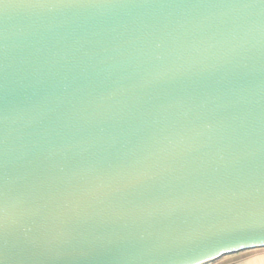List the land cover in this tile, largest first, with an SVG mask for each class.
<instances>
[{
  "label": "water",
  "instance_id": "water-1",
  "mask_svg": "<svg viewBox=\"0 0 264 264\" xmlns=\"http://www.w3.org/2000/svg\"><path fill=\"white\" fill-rule=\"evenodd\" d=\"M258 247L264 0H0V264Z\"/></svg>",
  "mask_w": 264,
  "mask_h": 264
},
{
  "label": "crops",
  "instance_id": "crops-1",
  "mask_svg": "<svg viewBox=\"0 0 264 264\" xmlns=\"http://www.w3.org/2000/svg\"><path fill=\"white\" fill-rule=\"evenodd\" d=\"M223 257L205 264H264V247L242 250Z\"/></svg>",
  "mask_w": 264,
  "mask_h": 264
},
{
  "label": "snow or ice",
  "instance_id": "snow-or-ice-1",
  "mask_svg": "<svg viewBox=\"0 0 264 264\" xmlns=\"http://www.w3.org/2000/svg\"><path fill=\"white\" fill-rule=\"evenodd\" d=\"M220 253H219V250H214L212 252H206L203 254L204 258H207V259H214L216 258V256H218Z\"/></svg>",
  "mask_w": 264,
  "mask_h": 264
},
{
  "label": "rangeland",
  "instance_id": "rangeland-1",
  "mask_svg": "<svg viewBox=\"0 0 264 264\" xmlns=\"http://www.w3.org/2000/svg\"><path fill=\"white\" fill-rule=\"evenodd\" d=\"M230 255V254H229ZM229 255H225L223 258H226V257H228Z\"/></svg>",
  "mask_w": 264,
  "mask_h": 264
}]
</instances>
